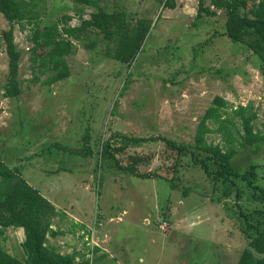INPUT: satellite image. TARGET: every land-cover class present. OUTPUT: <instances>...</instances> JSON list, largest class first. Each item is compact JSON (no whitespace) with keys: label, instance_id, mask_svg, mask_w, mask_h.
<instances>
[{"label":"rangeland","instance_id":"obj_1","mask_svg":"<svg viewBox=\"0 0 264 264\" xmlns=\"http://www.w3.org/2000/svg\"><path fill=\"white\" fill-rule=\"evenodd\" d=\"M42 1V24L60 28L63 15L71 16L69 26H76L79 15L88 19L96 11L74 0ZM164 2L105 0L106 11L123 12L132 24L138 19L151 23L134 63L128 66L104 55L101 36L91 37L92 49L71 39L75 53L67 57L70 77L51 86L32 83V45L19 26L14 27L21 54V93L16 98L22 104L13 106L12 117L4 116L15 130L1 134L0 156L8 168L18 164L20 177L56 207L52 229L59 236L49 237L48 246L61 254L73 253L77 260L236 264L256 237L243 214L264 228L259 213L264 204L251 187L234 178L233 183L215 180L194 165L189 154L167 145L193 144L199 122L219 97L227 106L220 110V121L207 122L206 142L224 153L234 150L233 170L254 167L255 184L264 188V142L243 149L242 120L234 114L240 107L246 114L255 113L254 131L262 132L264 80L257 58L224 35L225 10L210 0L203 4L215 12L212 17L198 15L199 0H174V9L164 8ZM6 30L8 23L0 14V97L8 73L2 40ZM115 133L133 140L114 155L119 163H133L137 156L138 173L151 177L123 172L112 158L101 163L100 150ZM85 144L93 152L86 159L60 150ZM11 182L1 186L0 193ZM23 242L21 228L6 229L0 248L22 261Z\"/></svg>","mask_w":264,"mask_h":264},{"label":"trees","instance_id":"obj_2","mask_svg":"<svg viewBox=\"0 0 264 264\" xmlns=\"http://www.w3.org/2000/svg\"><path fill=\"white\" fill-rule=\"evenodd\" d=\"M204 1L206 0H199L198 15L204 13L208 17L215 16L214 11L204 6ZM210 1L216 8L225 10L224 35L234 43L244 44L255 55L264 80V0ZM74 2L92 7L96 11L92 12L88 19H83L82 15H79V24L76 26H69L71 16L63 15L59 19L62 24L60 28L55 23L42 24L41 18L44 14L42 0H0V14L8 23V30L2 32L8 58V73L2 94L4 98H14L21 93L18 79L21 54L14 43L15 26H19L20 31L26 34L27 41L32 45L29 61L34 75L33 84L51 86L70 77L67 57L75 53L71 39L83 43L85 48L92 49L95 44L89 43L91 37L101 36L105 43L104 55L128 66L134 63L150 32L151 23L138 19L132 24L123 12H108L104 8L105 0H74ZM164 8L174 9V0H165ZM226 106L227 102L219 97L213 100L212 106L198 124L193 144L167 141V145L178 153L189 154L192 163L200 166L205 174L215 180L222 179L233 183L231 179L234 178L246 183L255 191V199L264 204V188L255 184L254 167L243 172L233 170L231 159L235 155L234 150L229 149L224 153L219 146L206 142L205 136L210 132L207 122L220 121V110ZM234 114L242 120L243 135L240 146L243 149L264 142V120L262 132H255L253 128L255 113L246 114L245 108L240 107L234 111ZM224 122L217 128L218 132L224 128ZM116 139H123V144L118 145ZM132 141L121 134L115 133L114 136H110L100 150V161L102 163L112 158L113 165L123 172L135 177L149 178L152 176L151 173L144 175L138 173L137 163L141 158L132 157L133 163L123 165L114 156L127 146V142L133 143ZM60 150L83 159L93 155L86 144L78 149L61 147ZM0 178L3 180V185L12 181L11 187L6 192L0 193V238L5 235V230L8 228H21L24 233L23 248L26 253V258L21 261L0 248V264H90L88 260H77L78 257L73 253L61 254L54 247L48 246L49 237L59 236V231L52 229L53 219L57 216L56 207L20 177L19 169L8 168L0 160ZM172 187L175 188L176 185L172 183ZM238 192L241 194L240 191ZM259 213L264 217V209ZM243 216L247 227L256 231V237L250 240L236 264H264V228L260 230L250 222V216L247 214ZM262 225L264 227V222Z\"/></svg>","mask_w":264,"mask_h":264},{"label":"crops","instance_id":"obj_3","mask_svg":"<svg viewBox=\"0 0 264 264\" xmlns=\"http://www.w3.org/2000/svg\"><path fill=\"white\" fill-rule=\"evenodd\" d=\"M7 23V21H6ZM4 28V27H3ZM6 57V56H5ZM21 103V99L20 98H4L3 96L0 97V139H1V134H10V131L15 130V126L12 124H9L8 120L4 119V116H8V117H12L13 113V106H19ZM18 109V108H16ZM12 123V121H11ZM3 136V135H2ZM0 160L6 164V159L4 158V156H0ZM17 161V160H16ZM15 163V162H14ZM7 165V164H6ZM18 165V164H17ZM14 167H10L11 169H17L18 166ZM0 186H3V180L0 178ZM13 229V228H8V230ZM67 254V253H64Z\"/></svg>","mask_w":264,"mask_h":264}]
</instances>
